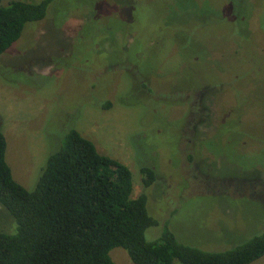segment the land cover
<instances>
[{"label":"rangeland","instance_id":"1","mask_svg":"<svg viewBox=\"0 0 264 264\" xmlns=\"http://www.w3.org/2000/svg\"><path fill=\"white\" fill-rule=\"evenodd\" d=\"M72 129L130 169L132 196L145 192L160 224L147 241L164 223L208 251L259 234L264 0H51L0 55V131L15 181L33 190ZM142 167L156 174L147 189ZM16 227L0 205V231ZM109 256L133 264L122 248Z\"/></svg>","mask_w":264,"mask_h":264},{"label":"trees","instance_id":"2","mask_svg":"<svg viewBox=\"0 0 264 264\" xmlns=\"http://www.w3.org/2000/svg\"><path fill=\"white\" fill-rule=\"evenodd\" d=\"M50 2L0 0V55L27 23L45 18ZM6 149L0 131V205L17 225L14 234L0 231V264H117L109 256L114 248L125 250L133 264H252L264 256V230L221 251L182 243L167 223L147 241L146 230L160 225L147 210V195L133 197L130 169L98 153L74 129L48 157L31 191L13 178ZM140 173L143 189L156 182L152 168Z\"/></svg>","mask_w":264,"mask_h":264}]
</instances>
